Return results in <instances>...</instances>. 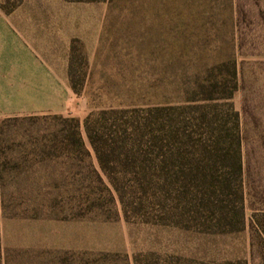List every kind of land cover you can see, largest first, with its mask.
I'll list each match as a JSON object with an SVG mask.
<instances>
[{"label": "rangeland", "instance_id": "1", "mask_svg": "<svg viewBox=\"0 0 264 264\" xmlns=\"http://www.w3.org/2000/svg\"><path fill=\"white\" fill-rule=\"evenodd\" d=\"M22 1L0 0V14ZM100 1L77 11L104 15L96 45L86 37L72 46L77 95L66 117L78 120L86 152H43V141L71 130L53 115H0V264H264V0ZM228 60L237 76L230 104L242 136L243 230L216 233L195 214L174 211L177 186L167 185L160 198L153 168L143 190L129 169L120 203L83 119L101 110L179 105L210 68Z\"/></svg>", "mask_w": 264, "mask_h": 264}, {"label": "trees", "instance_id": "2", "mask_svg": "<svg viewBox=\"0 0 264 264\" xmlns=\"http://www.w3.org/2000/svg\"><path fill=\"white\" fill-rule=\"evenodd\" d=\"M73 51L71 47L68 76L70 88L77 95ZM236 88V65L228 60L210 68L192 96L179 105L89 113L82 121L83 132L120 203L121 179L130 173L129 169L133 168L139 176L137 185L143 190L147 168H153L151 177L154 189L160 191V198H164L167 185L177 186L173 190L178 195L179 207L174 211L183 216L195 214L197 222L216 233L243 230L242 136L239 115L230 104ZM198 94L201 97H196ZM53 118L60 123H70L71 130L62 128L50 141H43L41 144H49L43 152H57L58 156L65 153L70 156L76 150L85 153L78 120L62 116ZM147 149H152L151 156L154 155L150 160ZM116 171L121 174L120 178L113 176ZM158 199L156 196L157 205ZM138 204L143 206V202ZM167 210L166 206L160 208L161 217H165ZM209 223L211 227H207Z\"/></svg>", "mask_w": 264, "mask_h": 264}, {"label": "crops", "instance_id": "3", "mask_svg": "<svg viewBox=\"0 0 264 264\" xmlns=\"http://www.w3.org/2000/svg\"><path fill=\"white\" fill-rule=\"evenodd\" d=\"M93 4L23 0L0 14V50L6 54L0 64L2 117L71 115L76 106L68 76L71 47L86 37L96 45L104 18L77 11Z\"/></svg>", "mask_w": 264, "mask_h": 264}]
</instances>
